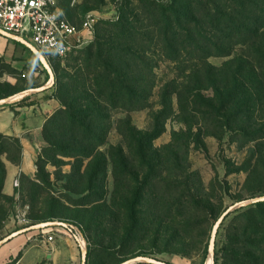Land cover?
<instances>
[{
    "label": "rangeland",
    "instance_id": "1",
    "mask_svg": "<svg viewBox=\"0 0 264 264\" xmlns=\"http://www.w3.org/2000/svg\"><path fill=\"white\" fill-rule=\"evenodd\" d=\"M57 9L75 26L87 14H93L96 23L82 50L49 63L53 84L74 75L92 45L107 44L109 24L120 18V12H133L137 18L147 14L138 23L158 15L157 7L141 0H57ZM143 24L138 25L140 33L145 32ZM162 53L145 58L156 66V86L148 107L129 113L105 112L109 118L101 150L123 144L127 168L118 165L113 171L108 163L103 195L67 191L66 176L72 172L73 160L51 159L53 154H47V159L41 148L43 169L38 172L36 167L33 177L19 176L8 186L6 162L17 167L20 150L16 141L0 135V168L5 170L0 171V181L4 177L0 264H123L129 260H142L135 264H207L215 223L237 203L245 205L230 213L217 229L214 263L244 264L232 255L243 254L250 240L237 239L234 232H244L253 224L252 242L258 248L255 264H264V206L257 208L248 225L243 217L233 229L229 226L238 213L255 206L253 200L264 197V35L235 46L228 56H210L201 82L205 91L182 94L179 90L181 102L172 94V82L186 86L191 79ZM85 79L89 86L90 78ZM48 83L49 73L36 65L31 52L15 44L0 48V100L21 94L34 97ZM52 89L59 107L42 128L61 107ZM28 102L32 103L29 107L37 105ZM133 137H141L142 147ZM46 223L55 224L37 228ZM75 228L82 233L84 255L75 240ZM50 232L56 234L52 246L44 244L42 237ZM61 236L67 239L62 245Z\"/></svg>",
    "mask_w": 264,
    "mask_h": 264
},
{
    "label": "trees",
    "instance_id": "2",
    "mask_svg": "<svg viewBox=\"0 0 264 264\" xmlns=\"http://www.w3.org/2000/svg\"><path fill=\"white\" fill-rule=\"evenodd\" d=\"M141 1L157 7L158 15L150 17L147 22L138 23V18L146 19L147 14L137 18L133 12H120V18L109 24L111 37L107 44L98 42L92 45L86 52L87 58L81 68L69 76L66 82L59 84L56 80L52 85L61 107L42 128L46 145L41 148V155L47 157L48 154L49 157V154H53L51 159L73 160L72 172L66 176L65 187L71 194L99 191L103 195L108 163L112 164L113 171L118 165L127 168L123 144L101 150L105 144L106 120L109 118L105 112L119 110L129 113L148 107L156 86V66L145 61L147 55L166 52L174 62L175 69L191 79L186 86L177 80L172 82V94L181 102L183 91H205L206 87L201 82L203 70L207 67L206 60L210 56H228L235 46L245 45L264 35V0ZM139 24L146 26L145 32L137 31ZM33 60L36 65H40L36 58L33 57ZM54 60L62 59L52 58L49 62ZM86 76L90 78L89 86ZM28 100L29 97H25L15 104L29 106L32 103ZM133 138L142 147L141 137ZM9 139L16 141L21 153L18 141ZM19 161L20 155L18 164ZM44 164L38 155L35 164L38 172ZM82 167L86 173H80ZM0 171L5 173L4 167ZM36 175L39 176V173ZM3 180L4 177L0 181V190ZM81 181L86 184L84 187L80 186ZM85 204L84 201L82 205ZM263 206L264 201H260L254 207L238 213L230 221V228L233 229L243 217L247 219L248 225L257 208ZM249 225L244 232H234L237 239L246 237L250 242L243 254H233L232 258H235L234 261L242 259L244 264H255L258 248L252 242L254 225Z\"/></svg>",
    "mask_w": 264,
    "mask_h": 264
},
{
    "label": "built area",
    "instance_id": "3",
    "mask_svg": "<svg viewBox=\"0 0 264 264\" xmlns=\"http://www.w3.org/2000/svg\"><path fill=\"white\" fill-rule=\"evenodd\" d=\"M95 23L96 17L87 14L80 26L73 25L57 9V0H0V33L21 38L48 64L52 58L64 59L82 49ZM75 232L83 253L82 233L78 228ZM55 235L50 232L42 237L50 243Z\"/></svg>",
    "mask_w": 264,
    "mask_h": 264
},
{
    "label": "crops",
    "instance_id": "4",
    "mask_svg": "<svg viewBox=\"0 0 264 264\" xmlns=\"http://www.w3.org/2000/svg\"><path fill=\"white\" fill-rule=\"evenodd\" d=\"M14 44L21 46L23 50L31 52L27 47L21 45L19 42L14 41L0 33V48L5 45L8 47L12 46V48H14ZM7 54L8 52L6 55ZM31 55L36 58L32 52ZM25 59V62L27 63L28 59ZM37 66L40 67V65ZM44 71L46 70L44 69ZM42 82H44V80ZM47 85H49V83L40 88L42 89L40 92L35 91L37 94L34 97H29L30 101L37 102L36 106H16L15 103L20 101L18 99L14 100L16 96L11 98L12 100L9 99L10 102L0 105V135L16 139L21 147L18 166L16 167L10 164V162H6V183L8 186H10L12 182H17L19 176L31 178L35 174V164L38 158V152L40 151V148L44 146L41 133L43 122L59 107L58 101L52 95L53 89L51 85L48 87ZM5 99L8 98L1 100ZM60 238H62V240L60 239L61 241L59 244L62 245L67 239L63 236ZM54 243L56 244V239L50 243H47L44 240V244L49 246H52ZM11 244H13V241L12 243L6 245L5 248L8 250L9 245ZM55 246V248H58V244Z\"/></svg>",
    "mask_w": 264,
    "mask_h": 264
},
{
    "label": "water",
    "instance_id": "5",
    "mask_svg": "<svg viewBox=\"0 0 264 264\" xmlns=\"http://www.w3.org/2000/svg\"><path fill=\"white\" fill-rule=\"evenodd\" d=\"M3 35L8 37V38H10V39H12V40H14V41L19 42L21 45L27 47L35 55V57L41 62L42 66L46 70V72L49 73L51 84H53L54 78H53L52 73H51L50 65L40 57V55L33 49L32 46L27 44L24 40H22L19 37L12 36V35H6V34H3ZM51 84L47 85V87L50 86ZM41 90L42 89H37L36 91H41ZM24 97H25V94H21L18 100H21ZM9 99H11V98H8V99H5V100H1L0 101V105L7 103L8 102L7 100H9ZM259 201H264V197H260V198H258L256 200H253L252 202L254 203V202H259ZM244 205H245L244 203H237V204H235L233 206H230L227 210H225L221 214V216L216 221L215 226L213 228V231H212V233L210 235V243H209V248H210V253H211V255H210V264H214L213 250H214V239H215V235H216L217 229L222 225L223 221L230 215V213L234 212L236 209H238V208H240V207H242ZM54 224L55 223H46L45 225H40L37 228H42V227H46V226L54 225ZM84 254H85V250L83 251V255ZM137 262H142V260H129V261L124 262L123 264H135Z\"/></svg>",
    "mask_w": 264,
    "mask_h": 264
},
{
    "label": "bare ground",
    "instance_id": "6",
    "mask_svg": "<svg viewBox=\"0 0 264 264\" xmlns=\"http://www.w3.org/2000/svg\"><path fill=\"white\" fill-rule=\"evenodd\" d=\"M19 97H20V95H19V96H16V97L14 98V100L19 99ZM10 100H12V99H10ZM10 100H8V102H10ZM207 264H210V258L208 259Z\"/></svg>",
    "mask_w": 264,
    "mask_h": 264
}]
</instances>
